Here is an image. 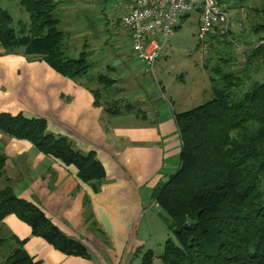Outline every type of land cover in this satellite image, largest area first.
Listing matches in <instances>:
<instances>
[{
    "label": "trees",
    "instance_id": "trees-1",
    "mask_svg": "<svg viewBox=\"0 0 264 264\" xmlns=\"http://www.w3.org/2000/svg\"><path fill=\"white\" fill-rule=\"evenodd\" d=\"M11 1L24 8L30 25L20 22L13 28L11 15L0 9V48L4 53L20 52L41 59L73 80L89 74L92 65L86 52L79 59L66 55L58 2ZM230 1L219 0V4ZM254 32L264 33V24ZM245 62L264 65V43L254 47ZM213 70L219 79L211 77L212 99L175 114L182 140L181 168L155 192V202L177 241L166 242L162 264H264V82L247 84L249 73L245 71ZM99 81L104 84L107 77L100 76ZM93 93L95 105L100 106L99 91ZM119 113L111 110L113 116ZM0 132L28 140L43 154L76 167L78 177L95 192L106 179L105 168L94 152L83 154L67 138L51 134L44 119L0 114ZM5 162L6 156L0 154V180L10 182ZM12 214L30 226L34 236L63 254L91 258L85 244L64 234L40 208L20 199L7 186L0 190V247L9 249L7 264H38L26 252V241L3 236L1 224ZM153 261L154 252L148 251L143 264Z\"/></svg>",
    "mask_w": 264,
    "mask_h": 264
},
{
    "label": "crops",
    "instance_id": "crops-1",
    "mask_svg": "<svg viewBox=\"0 0 264 264\" xmlns=\"http://www.w3.org/2000/svg\"><path fill=\"white\" fill-rule=\"evenodd\" d=\"M88 28L85 39L94 36ZM128 37L131 41L129 31ZM261 39L255 47L264 43ZM247 65L240 69L249 73V84L264 65ZM118 75L113 81L124 86L122 98L128 103L108 116L104 106L95 105L94 89L83 80L64 77L43 60L20 52L0 55V114L46 120L51 134L67 138L83 154L94 152L106 172L95 192L78 177L76 167L43 154L28 140L0 132V154L6 156L10 180H0V187L10 186L17 197L35 204L59 230L85 244L91 256H67L34 236L16 215L7 216L3 233L26 241V252L38 264H126L149 246L151 238L144 232L150 237L151 228L143 225L158 207L155 192L181 168L182 140L175 120L181 112L143 94L129 102L133 72Z\"/></svg>",
    "mask_w": 264,
    "mask_h": 264
},
{
    "label": "rangeland",
    "instance_id": "rangeland-1",
    "mask_svg": "<svg viewBox=\"0 0 264 264\" xmlns=\"http://www.w3.org/2000/svg\"><path fill=\"white\" fill-rule=\"evenodd\" d=\"M55 1L58 2L57 11L60 14L59 29L65 34L66 55L71 59H79L83 52L89 53L91 70L87 76L78 79L94 91H99L98 101L108 116H113L111 110L126 109L128 103L122 98V84L118 81L107 84L116 76L119 77L121 71L133 72L132 86L135 92L128 96L129 102L139 101L143 94L157 98L162 105L172 104L176 112L190 111L212 99L209 78L219 79L213 72L214 68L224 72H241L240 66L245 63L246 55L260 38H264V33L254 32L256 26L264 24V0H231L222 5L230 15V36L210 33L205 39H199L200 13L196 10L181 22L176 34L168 40L154 75L147 73L144 76V68L133 52L128 30L122 24L132 0ZM0 9L11 15L13 28L17 29L20 22L30 25V17L18 1L0 0ZM88 26L94 36L85 39ZM253 41L255 43H251ZM4 52L0 48V55ZM105 66H109V69L103 68ZM100 76H106L107 82L101 83ZM254 78V81L264 82V70ZM115 97L119 100H113ZM165 218L158 207L153 208L150 221H145L143 225L145 229V225L151 228V236L147 237L142 229L144 236L151 238L149 246L138 255L131 256L126 264H143L149 250L154 252L153 264H162L160 257L166 242L171 239L177 243ZM8 256L9 249L0 247V264H7Z\"/></svg>",
    "mask_w": 264,
    "mask_h": 264
},
{
    "label": "built area",
    "instance_id": "built-area-1",
    "mask_svg": "<svg viewBox=\"0 0 264 264\" xmlns=\"http://www.w3.org/2000/svg\"><path fill=\"white\" fill-rule=\"evenodd\" d=\"M196 10L200 13L199 39L213 32L230 36V15L219 0H133L122 24L130 32L133 52L146 73L154 74L182 18Z\"/></svg>",
    "mask_w": 264,
    "mask_h": 264
}]
</instances>
